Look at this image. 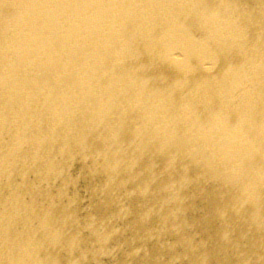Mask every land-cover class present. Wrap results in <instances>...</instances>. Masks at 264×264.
I'll return each mask as SVG.
<instances>
[{
    "label": "bare ground",
    "instance_id": "obj_1",
    "mask_svg": "<svg viewBox=\"0 0 264 264\" xmlns=\"http://www.w3.org/2000/svg\"><path fill=\"white\" fill-rule=\"evenodd\" d=\"M0 264H264V0H0Z\"/></svg>",
    "mask_w": 264,
    "mask_h": 264
}]
</instances>
